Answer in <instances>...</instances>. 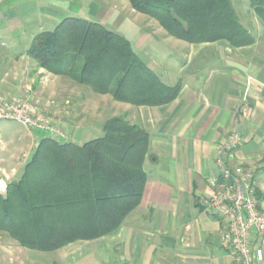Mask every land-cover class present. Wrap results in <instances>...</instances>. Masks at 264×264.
<instances>
[{
    "label": "trees",
    "instance_id": "16d2710c",
    "mask_svg": "<svg viewBox=\"0 0 264 264\" xmlns=\"http://www.w3.org/2000/svg\"><path fill=\"white\" fill-rule=\"evenodd\" d=\"M128 2L168 37L189 45L222 42L238 49L255 43L231 0ZM250 6L264 28V0H250ZM26 55L36 69L135 108L168 105L182 89L181 81L164 84L124 36L79 17L35 35ZM101 132L82 144L40 139L20 177L0 193V233L20 248L51 254L119 231L141 203L151 138L127 115L107 119Z\"/></svg>",
    "mask_w": 264,
    "mask_h": 264
},
{
    "label": "crops",
    "instance_id": "0c3cea01",
    "mask_svg": "<svg viewBox=\"0 0 264 264\" xmlns=\"http://www.w3.org/2000/svg\"><path fill=\"white\" fill-rule=\"evenodd\" d=\"M55 6L46 0H0V12L19 10L27 17L44 13L43 9L56 15ZM59 11L66 12L60 7ZM260 41L255 38L253 45L234 51L221 42L190 45L189 51L181 55L183 62L174 64L177 71L173 83H165L156 74L169 86L182 81L178 97L165 106L126 110L127 120L150 134L146 162L153 164L156 172L145 184L137 208L140 214L131 218L123 230L102 238H116L122 231L126 236V242L117 247L121 260L116 254L115 262L234 264L231 251L223 243L224 227L217 216L206 211L203 200L212 190L210 181L219 179L215 161L233 131L241 141L229 164L259 169L264 166V43ZM148 67L154 72V67ZM39 131L44 134L42 138L59 141L45 130ZM30 137L34 149L42 138L34 134ZM72 137L65 142L82 144L92 140ZM254 183L257 197L264 204V183L258 187L256 173ZM136 220L138 229L131 227ZM115 248L107 246L106 252L115 254Z\"/></svg>",
    "mask_w": 264,
    "mask_h": 264
},
{
    "label": "rangeland",
    "instance_id": "374dc122",
    "mask_svg": "<svg viewBox=\"0 0 264 264\" xmlns=\"http://www.w3.org/2000/svg\"><path fill=\"white\" fill-rule=\"evenodd\" d=\"M46 1L56 4V15L46 13L43 8L44 13L30 17L19 10L0 12V99L20 97L29 106L38 108L41 115L49 118L53 128L52 133L45 131L59 141L74 139L72 136H83L82 140L94 139L100 135L101 126L107 119L127 115L128 108H135L115 102L109 95H96L65 77L46 74L35 68L33 61L25 55L32 38L42 31L52 30L63 18H83L124 36L135 47L140 59L154 67V73L163 77L165 83L175 81L177 68L174 64L183 62L181 55L189 51L190 45L168 37L155 21L134 12L128 0ZM233 1L240 23L264 43V28L253 13L250 0ZM59 7L66 12L59 11ZM39 130L44 131L27 129L16 121H0V174L8 177L7 183L20 177L34 150L30 136H44ZM144 168L148 177L154 178L156 168L153 164L146 162ZM262 168H254L257 169L256 184L260 188L264 183ZM140 212V209L132 212L120 230ZM138 222H131V227L138 229ZM126 239L122 231L116 238L77 242L61 251L41 254L20 248L0 233V264H119L114 261L116 254L118 257L122 255L117 247ZM107 246H115V254L107 253Z\"/></svg>",
    "mask_w": 264,
    "mask_h": 264
},
{
    "label": "built area",
    "instance_id": "2783aa9c",
    "mask_svg": "<svg viewBox=\"0 0 264 264\" xmlns=\"http://www.w3.org/2000/svg\"><path fill=\"white\" fill-rule=\"evenodd\" d=\"M39 111L20 97L0 99V121H16L27 128L52 133L49 118ZM240 141L233 131L219 149L215 161L219 179L210 181L212 190L203 205L221 221L223 243L231 251L234 264H264V204L257 197L255 169L229 164ZM7 180L6 175L0 174V193L4 192Z\"/></svg>",
    "mask_w": 264,
    "mask_h": 264
}]
</instances>
